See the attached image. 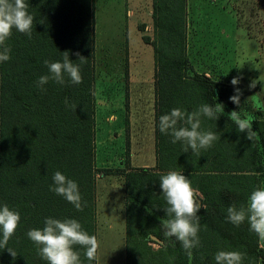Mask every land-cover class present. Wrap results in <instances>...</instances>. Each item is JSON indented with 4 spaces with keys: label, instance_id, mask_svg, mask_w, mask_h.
<instances>
[{
    "label": "trees",
    "instance_id": "obj_1",
    "mask_svg": "<svg viewBox=\"0 0 264 264\" xmlns=\"http://www.w3.org/2000/svg\"><path fill=\"white\" fill-rule=\"evenodd\" d=\"M27 2L34 17L31 38L13 29L6 41L11 59L0 63V205L7 204L20 214L7 245L16 256L0 249V264H47L26 235L30 229H42L46 217L76 219L96 237L93 0ZM184 7L185 0L152 2L157 35L151 44L155 58V166L126 172L102 168L100 172L123 175L127 264H215L214 256L220 250L243 252L242 264H259L264 261V249L258 237L247 222L239 227L228 222L227 208L246 206L250 193L260 187L264 121L252 122V130L259 134L258 146L228 119L229 112L240 111L229 100L232 86L193 71L184 52ZM64 51L80 65L83 82L73 85L66 77L65 85H59L50 80L43 86L46 91H41L37 81L48 74L43 61H62ZM75 53L86 61L81 63ZM186 70L192 74L184 75ZM205 103L224 105V114L209 120L216 133L230 126L222 134L230 157H204L196 166L201 155L183 152L181 142L173 144L170 135L159 131V118L174 108L190 113ZM180 161L187 164L179 166ZM56 171L77 182L86 202L82 211L50 191ZM169 171L188 177L200 194L201 247L192 250L191 258L180 242L163 234V221L168 217L159 178ZM150 234L162 241L154 252L139 246L146 245ZM74 250L80 253L82 264H95L85 257L83 247L77 245Z\"/></svg>",
    "mask_w": 264,
    "mask_h": 264
},
{
    "label": "rangeland",
    "instance_id": "obj_2",
    "mask_svg": "<svg viewBox=\"0 0 264 264\" xmlns=\"http://www.w3.org/2000/svg\"><path fill=\"white\" fill-rule=\"evenodd\" d=\"M152 2L93 0L95 179L105 175L100 172L104 167L130 169V159L155 166V58L151 44L157 35ZM184 24V52L193 71L231 85L233 94L230 82L239 78L235 87L242 95L235 107L264 121V111H256L249 98L256 95L264 103V0H185ZM252 82L256 85L250 88ZM201 121V130L215 132L208 118ZM228 127L215 132L220 140L211 148L195 153L201 155L196 166L204 157H230L225 152L229 149L227 138L222 136ZM186 164L180 161L178 165ZM108 174L115 176L95 181L97 264H118L125 253L118 227V223L125 224L120 219L121 189L113 185L120 182V173ZM108 210L115 216L112 230L107 227ZM150 235L146 245L139 246L144 251L159 250L162 245ZM108 241L118 242L115 252H109ZM113 257H117L115 263Z\"/></svg>",
    "mask_w": 264,
    "mask_h": 264
},
{
    "label": "clouds",
    "instance_id": "obj_3",
    "mask_svg": "<svg viewBox=\"0 0 264 264\" xmlns=\"http://www.w3.org/2000/svg\"><path fill=\"white\" fill-rule=\"evenodd\" d=\"M27 0H0V63L11 59V48L6 41L11 37L13 29L31 38L34 17L28 12ZM62 61H49L45 59L44 65L48 69L47 75H42L37 81V87L46 91L44 85L50 80L59 85L68 82L78 85L83 82L79 64L69 59V52H62ZM75 55L81 63L86 58ZM234 86V94L229 100L239 106L242 92L239 87L240 79L234 77L231 82ZM252 82L249 87H255ZM253 108L256 111H264V103L256 95L251 97ZM215 99V97L213 98ZM224 114L223 103L201 104L195 111L186 112L180 108H174L169 113L159 118V131L170 135L173 144L181 142L183 152L191 150L199 154L201 150L211 148L214 142L220 140L215 132L201 130V118L217 120ZM238 132H246V138L256 141L259 146V134L252 130V122L255 117L247 111H231L228 113ZM264 147V146H261ZM53 184L50 191L63 197L72 204L76 210L82 211L86 202L83 201L76 181L66 177L60 171H56L52 177ZM160 189L166 201L164 212L168 217L163 221L164 236L175 238L180 242L186 255L191 258L192 250L201 247L199 237L200 224L197 213L201 209L200 194L191 185V181L181 172L169 171L159 178ZM199 198V200L195 199ZM227 220L236 227L247 222L249 230L256 234L258 239L264 242V187L255 188L249 195L246 206L231 205L227 208ZM20 214L10 209L7 204L0 205V249H6L15 257L13 249L8 248L10 238L15 234L19 225ZM43 228H33L26 235L36 246L37 255L47 264H82L80 253L74 250V246L85 249L84 255L89 261H95L99 241L94 235H89L76 219H56L46 217ZM264 247V243L261 244ZM245 253L240 251L220 250L215 256V264H242Z\"/></svg>",
    "mask_w": 264,
    "mask_h": 264
},
{
    "label": "crops",
    "instance_id": "obj_4",
    "mask_svg": "<svg viewBox=\"0 0 264 264\" xmlns=\"http://www.w3.org/2000/svg\"><path fill=\"white\" fill-rule=\"evenodd\" d=\"M151 164H148V163H145L143 161H140V162H136L134 163L133 159H130V169L131 168H141V167H150ZM106 168V167H104ZM120 168H123V167H120ZM124 169V168H123ZM129 168H125L123 171H128L130 170ZM118 177L117 179L120 180V182L118 184H113V185H118V189H121V194H120V198H121V202H120V219L122 218V222L123 220H125V224H121V223H118V227H119V231L121 232V235H122V238H123V241H124V246H125V253L122 254V262L119 258V261H118V264H121L123 263V260H124V257H125V263L124 264H127V247H126V208H125V202H126V194H125V190H124V179H123V175L120 173V174H117ZM258 175H261V180H260V187H264V174H258ZM115 175L114 174H105V175H102L100 178H97L96 180H100L102 178H109V177H114ZM95 180V181H96ZM114 187V186H113ZM115 188V187H114ZM107 209L104 208L103 211L105 212V210ZM108 219H107V227H110V230L114 229V223L112 222L113 219H115V216L113 215V212L112 210H108ZM111 219V221H109ZM96 220H97V210H96ZM97 226V225H96ZM259 240V239H258ZM109 243V252H115L116 249L118 248L117 245L118 242L117 241H113V242H110L108 241ZM264 243L262 241L259 240V246L261 247V244ZM113 247V249H112ZM262 249H264V247H261ZM98 251V250H97ZM112 260L114 261V263L116 262L117 260V257H113ZM96 264H97V260H96ZM259 264H264V261L259 263Z\"/></svg>",
    "mask_w": 264,
    "mask_h": 264
},
{
    "label": "water",
    "instance_id": "obj_5",
    "mask_svg": "<svg viewBox=\"0 0 264 264\" xmlns=\"http://www.w3.org/2000/svg\"><path fill=\"white\" fill-rule=\"evenodd\" d=\"M150 237H151L152 239H154L155 241H157L158 243L162 244V241H161L160 239H158L156 236H154V235H150Z\"/></svg>",
    "mask_w": 264,
    "mask_h": 264
}]
</instances>
